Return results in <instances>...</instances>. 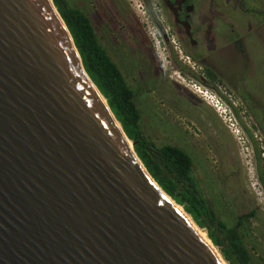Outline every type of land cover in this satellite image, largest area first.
I'll list each match as a JSON object with an SVG mask.
<instances>
[{
  "label": "water",
  "instance_id": "water-1",
  "mask_svg": "<svg viewBox=\"0 0 264 264\" xmlns=\"http://www.w3.org/2000/svg\"><path fill=\"white\" fill-rule=\"evenodd\" d=\"M133 146L53 1L0 0V264H221Z\"/></svg>",
  "mask_w": 264,
  "mask_h": 264
},
{
  "label": "rangeland",
  "instance_id": "rangeland-1",
  "mask_svg": "<svg viewBox=\"0 0 264 264\" xmlns=\"http://www.w3.org/2000/svg\"><path fill=\"white\" fill-rule=\"evenodd\" d=\"M208 1L195 2L197 6L202 5L204 11L194 24L203 17L204 22L200 23L204 33L202 51L213 46L210 52L229 78L217 76L214 82L207 78L204 83L189 73L192 71L189 66L199 72V65L180 60L177 50L173 49L172 55L169 54L147 12L146 0H70V4L87 14L99 42L117 62L128 83L133 88L142 81L149 84L137 98L143 109L144 131L158 143L184 140L179 143L195 157L197 176L202 179L204 168L211 175L204 179L203 185L212 198H217L213 201L218 209L221 195L218 198L217 190L227 191V202L223 200V212L219 211L227 221L255 209L257 219L250 221L249 246L254 247L256 258H264V184L254 167L258 149V174L261 173L264 179V0H214L211 18L205 16ZM151 2L157 9V0ZM241 2L245 12L240 10ZM158 18L162 20L163 16L158 13ZM229 26H233L238 35L245 33V61L241 53L228 47L230 44H223ZM196 36L199 38L197 32ZM183 57L187 59L188 54L184 53ZM148 60L153 64L146 65ZM228 82L235 84L238 90ZM199 87L216 96L230 111H217L200 95ZM245 94L246 98L243 97ZM245 99L251 100L258 110L252 104L248 106ZM258 116L263 124L256 122ZM236 160L241 171L234 176L232 170ZM200 230L207 236L203 229ZM256 261L264 264L259 259Z\"/></svg>",
  "mask_w": 264,
  "mask_h": 264
},
{
  "label": "trees",
  "instance_id": "trees-1",
  "mask_svg": "<svg viewBox=\"0 0 264 264\" xmlns=\"http://www.w3.org/2000/svg\"><path fill=\"white\" fill-rule=\"evenodd\" d=\"M52 1L72 37L83 69L105 98L128 139L134 142L133 149L148 175L206 232L208 239L227 264H257L256 259L264 261L262 256L256 258L254 247L252 249L249 246L252 229L250 221L257 219L255 209L237 214L230 222L219 214V211L223 212L224 201L227 202V191L224 193L221 189L217 190L218 198L221 195L218 209L214 202L217 198H212L203 185L204 179L211 175L202 166V179L197 176V167L193 161L195 157L182 146L184 140L158 143L152 139V135L144 131L141 122L143 109L139 107L137 98L148 87L147 81H142L133 88L117 62L99 42L87 14L72 6L70 0ZM207 78L214 82L217 76L207 72ZM256 120L263 124L259 116ZM256 154L259 157L258 149ZM258 176L264 184L261 173ZM210 184L214 185L213 182Z\"/></svg>",
  "mask_w": 264,
  "mask_h": 264
},
{
  "label": "flooded vegetation",
  "instance_id": "flooded-vegetation-1",
  "mask_svg": "<svg viewBox=\"0 0 264 264\" xmlns=\"http://www.w3.org/2000/svg\"><path fill=\"white\" fill-rule=\"evenodd\" d=\"M199 0H157V9L153 6L154 3L151 0H146L147 2V12L151 16L153 24L156 26V32L162 40V43L165 45L167 51L170 55H172V51L177 50V57L189 64L190 62L196 65H199V72H197L194 66H189L192 71H189L190 75L194 78L200 79V81H206L207 79V72H212L216 76H229L224 72L223 69L217 64L214 54L210 52L213 46L209 47L206 51H202L201 41L203 40V31L200 30V23L203 24V17L199 19V14L201 15L202 5H198L197 2ZM208 8L205 10L206 17L211 18L214 16V12L212 9L215 6L214 0L208 1ZM159 12H158V11ZM240 10L245 12V5L244 3H240ZM158 13L163 16L162 20L158 18ZM259 13V12H257ZM165 16L167 20L165 19ZM195 19H197V24L195 25ZM163 21V22H162ZM168 21V22H167ZM166 23L168 24L167 27L165 26ZM230 29L227 30V34H225V41L223 44H230L228 47L231 49H236L238 53H241L243 60L245 61V51H246V44H245V33L238 35V31H236L233 26H229ZM258 30V29H257ZM208 30H205L207 33ZM196 32L199 35V38L196 36ZM253 33L256 30L252 31ZM259 32V31H258ZM226 33V32H225ZM175 36V39L173 38ZM234 41V43H232ZM222 44V45H223ZM219 45V46H222ZM187 46V47H186ZM215 48H219L216 46ZM214 48V49H215ZM213 49V50H214ZM151 57H152V51ZM188 54L187 59L183 57V54ZM172 62H174L173 56H170ZM151 60V59H150ZM150 60L146 62V65L150 66L152 63ZM153 64V63H152ZM190 65V64H189ZM132 65L128 66L127 68L131 67ZM154 68L155 66L152 65ZM157 69L160 70L159 65H156ZM125 67V66H124ZM230 86H233L234 89L238 88L235 84L228 82ZM246 98V94L243 96ZM251 101V100H250ZM249 100L245 99V103L252 104ZM250 102V103H249ZM258 110V108H256ZM263 114V113H262ZM257 122V120H256ZM264 159V153L262 154ZM261 157V158H262ZM258 158L256 153L254 155V167L258 175ZM239 162V160H238ZM233 175L240 173L241 168L240 164L235 161V165L233 167Z\"/></svg>",
  "mask_w": 264,
  "mask_h": 264
},
{
  "label": "bare ground",
  "instance_id": "bare-ground-1",
  "mask_svg": "<svg viewBox=\"0 0 264 264\" xmlns=\"http://www.w3.org/2000/svg\"><path fill=\"white\" fill-rule=\"evenodd\" d=\"M158 192L163 196V198L183 217V219L188 223V225L200 236V238L208 245L211 251L217 256V258L221 261V264H225V262L221 259L217 249L213 246L211 241L205 235V233L197 228L193 223L189 215H187L181 206L177 205L173 200H171L166 194H164L156 184H153Z\"/></svg>",
  "mask_w": 264,
  "mask_h": 264
},
{
  "label": "built area",
  "instance_id": "built-area-1",
  "mask_svg": "<svg viewBox=\"0 0 264 264\" xmlns=\"http://www.w3.org/2000/svg\"><path fill=\"white\" fill-rule=\"evenodd\" d=\"M197 91L200 93V95H202V97L204 99L208 101H210V103H212V106L217 110V111H220L221 113H225L226 112V109L228 111V107H226L225 104L223 103H220L218 101V99L216 98V96L212 95V94H209L206 90H202L200 87L197 88ZM230 99V97H229ZM230 111V109H229Z\"/></svg>",
  "mask_w": 264,
  "mask_h": 264
}]
</instances>
